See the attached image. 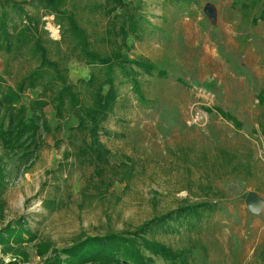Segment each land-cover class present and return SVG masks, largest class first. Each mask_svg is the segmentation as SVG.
<instances>
[{
	"label": "rangeland",
	"instance_id": "1",
	"mask_svg": "<svg viewBox=\"0 0 264 264\" xmlns=\"http://www.w3.org/2000/svg\"><path fill=\"white\" fill-rule=\"evenodd\" d=\"M5 1L36 15L37 35L54 59L59 49L61 57H69L68 77L89 105L82 81L92 69L62 43L55 16L36 13L34 0H0ZM249 1L143 0L141 39L129 35L126 50L168 76L139 78L144 104L119 74L120 96L100 133L110 152L106 160L99 162L96 152L81 153L91 140L77 130L76 114L67 109L59 119L51 103L44 109L50 132L39 131L29 160L21 158L22 151L5 149L0 138V233L19 224L25 230L23 243L0 244V264H54L65 259L62 251L89 237L133 233L182 205L203 202L213 210L196 229L159 232L155 240L191 253V264H264V210L254 214L246 205L250 193L264 200V105L259 104L264 21L252 24L258 10L241 9ZM130 3L138 6L137 0ZM68 5L93 48L103 55L114 52V38L107 34L114 14L107 16L105 0H68ZM208 6L215 10L213 21ZM13 17L19 30L24 15ZM117 40L121 45V37ZM35 65L28 51L22 57L0 52V75L13 88ZM42 92V87L29 91L24 101L44 97ZM4 123L7 130L8 118ZM155 264L167 263L156 259Z\"/></svg>",
	"mask_w": 264,
	"mask_h": 264
},
{
	"label": "trees",
	"instance_id": "2",
	"mask_svg": "<svg viewBox=\"0 0 264 264\" xmlns=\"http://www.w3.org/2000/svg\"><path fill=\"white\" fill-rule=\"evenodd\" d=\"M130 1L105 0L107 16L114 14L110 23L111 30L107 34L110 38H114L117 48L115 47L110 55H103L93 48L90 34L68 9V0H34L32 3L36 13L45 11L55 16L56 24L63 32L62 43L68 42L72 54L79 62L91 67L90 78L82 81L87 85L91 100L89 105L82 100L77 86L68 77L64 62L69 57L66 55L61 57L59 49L56 50L58 58L54 59L52 49L37 35L40 21L36 15L25 14V10L20 5L9 1L0 2L2 9L0 52L22 57L28 51L36 63L35 67L17 83L15 88L7 85L6 79L0 75V138L5 149L14 152L22 151L21 158L25 161L29 160L34 155L31 145L34 144L38 148L39 131L43 129L50 132L44 109L51 103L59 119H64L67 109L76 114L77 130L91 140L90 146L85 143L86 147L81 150L83 155H88L89 151L96 152L99 162L110 156V152L100 143V133L114 111L120 96L117 84L119 74H122L132 84L140 102L144 104H148V101L142 91L139 78L143 75L158 79L168 76L166 70L149 60L132 59L129 55V48L126 50L129 35H134L138 40L141 39V22L143 21L141 11L143 0H137V7H134ZM178 1L191 2V0ZM241 9L244 12L258 10L257 16L252 18L254 26L264 21V0H250L249 3L242 5ZM16 12L21 18L24 15L26 21L19 30L14 24L13 16ZM119 37H121V45L118 44ZM39 87L43 88L44 97L24 101L27 92ZM48 94H50L49 99L46 97ZM259 104L264 105V94L259 96ZM220 114L231 121L235 127H242V124L234 117L222 111ZM5 117L9 121L7 130H4ZM261 129L264 137L263 125ZM27 147L29 148L25 150ZM0 175L1 200L4 184V175L1 171ZM212 210L213 206L210 202L182 205L145 223L133 233H113L107 236L89 237L78 245L62 251L65 259L59 258L54 264H155L156 259H162L167 264H191V253L175 251L156 241L155 237L159 232L181 233V228H187L191 232ZM24 234L25 230L21 224L17 229L7 227L0 233V244H8L10 241L23 243ZM29 239L32 241L36 237L30 234ZM38 253L43 254L40 251Z\"/></svg>",
	"mask_w": 264,
	"mask_h": 264
},
{
	"label": "water",
	"instance_id": "3",
	"mask_svg": "<svg viewBox=\"0 0 264 264\" xmlns=\"http://www.w3.org/2000/svg\"><path fill=\"white\" fill-rule=\"evenodd\" d=\"M206 13L214 20L215 10L211 6L206 7ZM213 14V15H212ZM247 208L254 214H260L264 210V200L255 193H250L246 199Z\"/></svg>",
	"mask_w": 264,
	"mask_h": 264
}]
</instances>
